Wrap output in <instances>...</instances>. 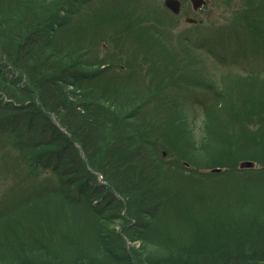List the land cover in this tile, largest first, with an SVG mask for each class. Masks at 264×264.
I'll return each instance as SVG.
<instances>
[{
    "label": "rangeland",
    "instance_id": "1",
    "mask_svg": "<svg viewBox=\"0 0 264 264\" xmlns=\"http://www.w3.org/2000/svg\"><path fill=\"white\" fill-rule=\"evenodd\" d=\"M260 2L255 7L257 13L264 12V0ZM34 4L30 2L25 9H31ZM241 4L244 5V0H206L201 9L194 11L188 0H181V12L175 15L165 8L164 0L64 1L63 7L66 5L70 10L73 7L76 13L68 26L49 34L52 35L49 38L51 47L59 51L62 61L67 59V63L63 64L69 66L74 62L75 68L88 73L96 72L93 81L83 79L80 82L86 88L94 83L92 89L95 93L87 91V96L110 94L114 98L115 95L120 104L126 103V111L132 110L138 102L134 114L130 115L132 118H129L137 131L124 130L126 124L119 129V140L126 137L122 133L132 134L129 138L133 143L124 150L125 142L113 139L111 144H107L104 155L97 154L96 158L101 160L102 166L110 164L108 158L112 154H118L124 164L135 160L145 161L150 151L139 142L148 145L155 143L157 151L154 148L152 151L159 157L158 160L161 159V198L164 199L170 196V191L181 188L179 163H182L183 154L196 164H218L215 159H220L226 164L222 162L215 167H220L222 171L231 168L227 163H236L235 166L239 168L238 164L245 159L238 158L233 163L226 157L243 156L248 148L243 139L245 133L241 130L244 125L254 129L259 125L258 119L264 121V17L260 18L255 12L247 18L242 17L243 24L236 23L234 11H238ZM62 9L57 16H61ZM24 10L19 9L18 0H0V18L7 21ZM186 16L195 18L196 22L187 23ZM58 19L56 17L54 20ZM254 24H257L260 34L252 30ZM209 50L215 54L211 55ZM2 60L0 54V63ZM253 77L255 79H250ZM173 83L176 85L173 86ZM212 86L217 94L231 99L232 111L240 112L236 116L239 121L228 111L229 108L223 111V122H215V125L211 119L216 117L210 115L207 118L208 114H212L208 108L213 110L216 97ZM72 87L68 86V89ZM253 101L257 102L254 106L251 105ZM50 116L56 126L64 131L56 118L52 114ZM37 122L38 132L36 130L34 134H38L40 128L49 130L41 119ZM226 123L228 130L225 129ZM225 133L229 138L227 142L231 144L227 154L219 152L214 155L215 149L207 150L204 147L203 144L212 137L213 142L218 143L216 135L221 137ZM186 136L193 145L179 140V137L184 140ZM10 137L9 134L0 135V264H21L25 260L40 262L52 258L55 252L62 254L58 259L63 264H71L74 256L87 258L97 247L91 231L98 222L84 206L77 210L65 209L62 204L71 202L70 199L74 205L80 203L76 189L73 187L70 191H64L60 188L58 174L48 169L47 165L43 166L44 160L39 162V166L29 164ZM83 158L87 167L96 173L97 181H104L105 178L110 181L111 190H122L117 185L134 172L124 168L127 171L121 170L112 175L107 168L103 176L87 163L84 154ZM163 162H168L171 167ZM212 166L209 165L208 169ZM259 166L256 162L255 167ZM106 184L108 186L109 183ZM185 185L183 206L188 204L191 197L198 199V193L197 196L195 193L189 196L191 186ZM123 191L121 194L126 189L123 188ZM123 196L119 217L125 214L128 216L125 224H130L124 240L137 252L144 246H151L141 240L146 233L140 232L144 221L151 218L154 224L151 231H156L157 236L153 239L154 243L161 244L159 241L165 235L184 242L188 239L185 235L190 233L191 236L189 228L171 221L173 217H169L171 207L168 199L157 210V216L148 217L143 213L139 216L140 211L136 212L139 202L130 200L128 194ZM239 204L258 207L249 200ZM109 209L111 215L118 214L114 213L118 210L116 205L111 204ZM142 210L145 211L144 208ZM194 210L198 212V209ZM160 218L163 222H158ZM115 225V228H121V221ZM61 237H68L66 240L71 247ZM52 244L55 245L53 248L50 247Z\"/></svg>",
    "mask_w": 264,
    "mask_h": 264
},
{
    "label": "trees",
    "instance_id": "2",
    "mask_svg": "<svg viewBox=\"0 0 264 264\" xmlns=\"http://www.w3.org/2000/svg\"><path fill=\"white\" fill-rule=\"evenodd\" d=\"M25 1L18 0L21 11L30 6V2L35 3V6L25 9L22 14L18 13L8 21L0 18V54L3 56L0 63V135L9 134L13 145L29 164L39 166V162L44 160L43 166L47 165L48 169L58 174L57 182L64 191H70L73 187L76 189L80 203L74 205L70 199L71 202L62 204L65 209L77 210L84 206L98 222L99 226L96 224L91 231L97 247L87 258L70 256L68 259L71 258V264H264V121L258 119L259 125L254 129L244 125L241 131L245 133L243 139L248 149L243 156L226 157L233 163L237 162L238 158L251 159L258 162L259 167L240 169L235 166L236 163H227L231 168L225 171H203L207 170L209 165L215 167L223 161L215 159L218 164H196L193 159L190 160L183 154L182 163H179L181 188L170 191L168 198H161L162 163H159L161 159L158 160L159 157L154 153L157 151L155 143L148 145L143 141L139 142L150 151V155L145 156V161L142 159L124 164L119 160L118 154H112L108 158L110 164L105 163V166H102L101 160L96 158L97 154L106 153V146L111 144L113 139L119 140V129L123 128L124 124V130L137 131V127L129 122V118H132L130 115L134 114L138 102L133 104L135 106L132 110L126 111V103L120 104L115 95L114 98H111L110 94L87 96V91L90 94L95 93L92 89L94 83H90V87L86 88L80 82H83V79L93 81L96 72L88 73L75 68L74 62L72 65L69 63V66L63 64L67 63V59L62 61L59 51L51 47L50 32L53 34L54 30L68 26L76 10L73 7L70 10L66 5L63 7L65 0H30L28 3ZM260 3V0H244V5L241 4L239 10L234 11L236 23L243 24L242 17L247 18L252 13L255 14V7ZM61 8V16H57ZM256 15L262 18L264 12H256ZM56 17H59L57 21L54 20ZM256 27L257 24L252 25V30L260 34ZM209 52L211 55L215 54L211 50ZM174 85L176 84L173 83ZM68 86H73V89H68ZM211 89L215 91L213 86ZM214 95V108H208L212 114H208L207 118L212 115L217 119L212 118L211 123L223 122V111L227 108L233 113L235 120L239 121L236 116L240 115V112L232 111L231 99L217 94V91ZM254 103L257 102L253 101L251 105L254 106ZM50 114L56 118L64 131L56 126ZM38 119H41L49 130L40 128V132L34 134L36 130L38 132ZM227 126L226 123V130ZM122 134L126 137L119 142H125L123 146L126 150V146L133 143L129 138L132 134ZM226 135L228 134H221V137L216 135L218 143L213 142L212 137L203 145L207 150L215 149L214 155L219 152L227 154L231 144L227 142L229 138L227 139ZM181 138L183 137H179L181 142L188 141L187 145H193L187 136L184 140ZM83 154L88 159L87 163L103 176L107 168L109 172H114H110L112 175L121 170L127 171L126 169L134 171L133 175L122 179V184L117 185L121 186L122 190H111L108 179L100 181L103 183L96 180L97 175L87 167ZM163 164L170 166L168 162ZM134 173L139 177H134ZM106 183H109L108 186ZM185 183L191 186L189 196L198 193V199L191 197L188 204L183 206L185 204H182V201L186 196ZM123 188L126 189L124 194H128L130 200L139 202L136 211H140L139 216L142 213L148 217L157 216V210H160L161 205L168 199L171 207L169 217H173L171 221L185 225L191 230V236L190 233L185 235L188 239L184 242L165 235V238L159 241L161 244L154 243L153 239L157 236L156 231H151L154 229L151 218L144 221V227L140 228L141 233H146L141 240L151 245L150 248L144 246L137 252L133 247L126 245L124 235L127 236L130 224H125L128 217L125 214L119 217L120 204L125 197H121L124 195L121 194L124 192ZM95 200L97 201L94 202ZM247 200L258 207L239 204ZM111 204L118 207L114 212L118 214L109 213ZM143 208L148 215L144 210L141 211ZM194 208L198 209V212ZM117 221H121L119 229L115 228ZM158 222H163V219L160 218ZM135 228L139 230L138 226ZM61 239L71 247L66 240L68 237ZM54 246L52 244L50 247ZM55 253L52 258L40 262L25 260L21 264H63L59 263L58 259L62 254Z\"/></svg>",
    "mask_w": 264,
    "mask_h": 264
},
{
    "label": "water",
    "instance_id": "3",
    "mask_svg": "<svg viewBox=\"0 0 264 264\" xmlns=\"http://www.w3.org/2000/svg\"><path fill=\"white\" fill-rule=\"evenodd\" d=\"M193 3L194 7H200L205 0H191ZM164 5L170 9L173 13L177 14L180 11V1L179 0H164ZM186 22H192L195 21L192 17L187 16L185 18ZM255 166V162L252 160H242L239 163L240 168H252ZM222 169L220 167H213L210 169H207L206 171L210 172H220Z\"/></svg>",
    "mask_w": 264,
    "mask_h": 264
},
{
    "label": "bare ground",
    "instance_id": "4",
    "mask_svg": "<svg viewBox=\"0 0 264 264\" xmlns=\"http://www.w3.org/2000/svg\"><path fill=\"white\" fill-rule=\"evenodd\" d=\"M239 165V164H238ZM240 168V167H239ZM240 169H247V168H240Z\"/></svg>",
    "mask_w": 264,
    "mask_h": 264
}]
</instances>
